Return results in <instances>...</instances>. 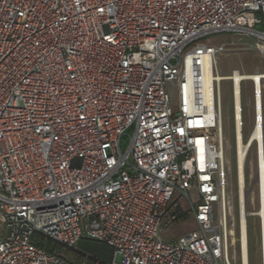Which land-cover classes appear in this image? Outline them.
I'll return each instance as SVG.
<instances>
[{
	"label": "built area",
	"instance_id": "1",
	"mask_svg": "<svg viewBox=\"0 0 264 264\" xmlns=\"http://www.w3.org/2000/svg\"><path fill=\"white\" fill-rule=\"evenodd\" d=\"M221 33L264 42V0H0V264H67L45 241L72 250L82 239L110 247V264H230L224 47L209 43ZM263 76L228 77L244 157L239 239L244 218L260 264ZM186 216L194 230L156 239Z\"/></svg>",
	"mask_w": 264,
	"mask_h": 264
},
{
	"label": "rangeland",
	"instance_id": "2",
	"mask_svg": "<svg viewBox=\"0 0 264 264\" xmlns=\"http://www.w3.org/2000/svg\"><path fill=\"white\" fill-rule=\"evenodd\" d=\"M261 30V27L257 28ZM204 41V40H201ZM209 43L216 46H223L224 52L217 57V70L220 76H230L232 71H239L244 75H251L255 70L264 74V42L254 38L247 37L237 33H221L209 38ZM220 96L222 106V133L224 142V160H225V180L226 195L229 205L232 208L231 217L228 218L227 224L230 229L234 230L231 247L229 249V263H240L239 233L238 222L236 217V196H237V166H236V141L235 129L232 123V85L230 81H223L220 84ZM251 100L250 82H245L241 87V102L243 114V136L246 137L249 127V109L248 102ZM128 138L121 141V149L125 150L128 145ZM251 158L246 162L245 179L246 184L251 182ZM195 200L194 195H191ZM196 201V200H195ZM179 205L184 208L182 200ZM195 229L192 218L182 217L178 222L171 223L168 228L163 225L159 227L156 239L175 243L179 238ZM3 226L0 224V234ZM248 264H260L258 237L256 232L248 233ZM47 243V241H45ZM233 244V245H232ZM66 257L67 264L79 263L78 258L71 252H62ZM76 254V253H75Z\"/></svg>",
	"mask_w": 264,
	"mask_h": 264
},
{
	"label": "trees",
	"instance_id": "3",
	"mask_svg": "<svg viewBox=\"0 0 264 264\" xmlns=\"http://www.w3.org/2000/svg\"><path fill=\"white\" fill-rule=\"evenodd\" d=\"M44 246L57 254H62L65 251L71 252L76 258L80 259L79 263L76 264H110L112 258L110 247L88 239L80 240L72 250L65 249L61 245L51 241L45 242Z\"/></svg>",
	"mask_w": 264,
	"mask_h": 264
},
{
	"label": "bare ground",
	"instance_id": "4",
	"mask_svg": "<svg viewBox=\"0 0 264 264\" xmlns=\"http://www.w3.org/2000/svg\"><path fill=\"white\" fill-rule=\"evenodd\" d=\"M255 77H257V76H255ZM219 78L221 81H229L228 77H221L219 75ZM261 79H264V76L261 78H256V80H259L260 83H261ZM235 81H236V87H237V81H239V78L237 76L235 77ZM237 139H238L236 142L237 179H238V184L240 186L241 201L244 203L245 198H246V192L244 190H242L243 189V183H244V157H243V147H242V140H241L242 139V133H241V127L239 124L237 126ZM231 211H232V208L228 204V213H226V217L231 216ZM243 212H244V207H243ZM244 223H245V221L243 218L242 223H241L242 237H241V239H239V243L241 244L240 263L241 264H248V250H247V241H246V237H245V225H244ZM232 234L234 235L233 232H232Z\"/></svg>",
	"mask_w": 264,
	"mask_h": 264
},
{
	"label": "crops",
	"instance_id": "5",
	"mask_svg": "<svg viewBox=\"0 0 264 264\" xmlns=\"http://www.w3.org/2000/svg\"><path fill=\"white\" fill-rule=\"evenodd\" d=\"M221 77H228V76H221Z\"/></svg>",
	"mask_w": 264,
	"mask_h": 264
}]
</instances>
